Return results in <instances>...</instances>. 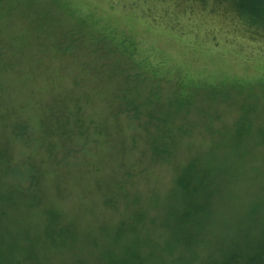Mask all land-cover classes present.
<instances>
[{"label":"rangeland","instance_id":"374dc122","mask_svg":"<svg viewBox=\"0 0 264 264\" xmlns=\"http://www.w3.org/2000/svg\"><path fill=\"white\" fill-rule=\"evenodd\" d=\"M241 3L0 0L4 264H264V27Z\"/></svg>","mask_w":264,"mask_h":264},{"label":"trees","instance_id":"16d2710c","mask_svg":"<svg viewBox=\"0 0 264 264\" xmlns=\"http://www.w3.org/2000/svg\"><path fill=\"white\" fill-rule=\"evenodd\" d=\"M241 1H242L241 7L238 6L236 9L239 16H241L245 20V22L252 24L255 27H264V17L257 18L256 16L252 15L254 14V12L255 13L257 12V14L263 12L264 14V0H241ZM9 250L10 249H4L2 248V246H0V264H4L3 263L4 256L8 255ZM233 259H228L220 263H218L219 261L217 262L216 260L210 259L204 264H238V262L234 261ZM135 263H136V257L133 255V252L120 256V258L118 257V255L114 256L112 261L110 262V264H135Z\"/></svg>","mask_w":264,"mask_h":264}]
</instances>
